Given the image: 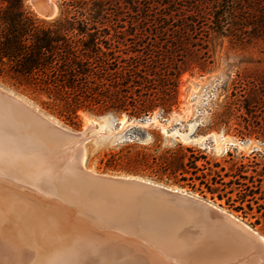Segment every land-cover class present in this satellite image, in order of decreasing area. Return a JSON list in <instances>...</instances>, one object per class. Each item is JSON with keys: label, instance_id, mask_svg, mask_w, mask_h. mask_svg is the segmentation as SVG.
<instances>
[{"label": "trees", "instance_id": "16d2710c", "mask_svg": "<svg viewBox=\"0 0 264 264\" xmlns=\"http://www.w3.org/2000/svg\"><path fill=\"white\" fill-rule=\"evenodd\" d=\"M23 2L0 0V75L33 93H46L73 114L87 108L140 116L162 105L159 101L170 104L174 98L179 74L176 63L171 61L170 67L160 56L149 55L150 62L117 54L111 30L124 27L119 22L123 12L129 13L132 23H143L145 30L146 25L156 28L173 51L183 50L186 43L202 46L213 32L241 42L264 40V0H62L61 15L50 21L28 11ZM133 160L179 185L189 181L195 188L191 183L197 179L214 192L218 188L211 183L236 184L241 187V203L246 202L249 209L252 202L264 208V202L255 198L260 193L264 199L262 180L258 178L256 184L243 163L237 174L211 173L203 152L180 144L161 154L138 151ZM200 160L204 162L199 164ZM228 175L232 178L226 182Z\"/></svg>", "mask_w": 264, "mask_h": 264}, {"label": "rangeland", "instance_id": "374dc122", "mask_svg": "<svg viewBox=\"0 0 264 264\" xmlns=\"http://www.w3.org/2000/svg\"><path fill=\"white\" fill-rule=\"evenodd\" d=\"M54 1L58 10L53 17L40 15L30 0L23 3L24 8L37 17L50 21L63 10L62 0ZM128 14L119 15L123 19L120 25L124 27L111 30V38L118 46L117 54L127 59L146 58L150 62L149 55L151 58L160 56L168 64L176 63L177 89L170 104L164 99L159 101L162 105L140 116L130 115V111L118 113L87 108L73 114L62 102L49 98L44 92L33 93L25 86L14 84L6 75H0V86L70 129L83 130L87 117L96 120L95 127L87 131L84 145L87 168L99 173L134 175L191 192L231 213L264 237V208L259 209L252 202L249 209L246 202L241 203L238 198L241 187L236 184H213L208 175L211 186L218 188L214 192L197 179L191 183L195 188L187 184L189 181L179 185L166 176L160 178L156 169L133 160L138 151L161 154L180 144L203 152L210 162L207 166L211 173L218 170L222 175L225 172L237 174L239 165L245 164L244 170L255 176L256 184L261 178L264 191V40L241 42L213 32L202 46L186 43L183 50L173 51L156 28L146 25L145 30L143 23H132ZM203 162L200 160L199 164ZM217 163L220 166H214ZM231 178V175L224 176L226 182ZM260 196V193L255 194L261 204L264 199ZM185 260L186 264H264V254L254 249L222 261L203 256Z\"/></svg>", "mask_w": 264, "mask_h": 264}, {"label": "bare ground", "instance_id": "6f19581e", "mask_svg": "<svg viewBox=\"0 0 264 264\" xmlns=\"http://www.w3.org/2000/svg\"><path fill=\"white\" fill-rule=\"evenodd\" d=\"M30 1L44 17L57 13L54 0H47L46 5ZM0 90L14 97L15 103L27 110L26 115L41 123L30 119L32 124L26 126L21 118L17 117L20 123L0 108V264H171L168 259L186 264L188 253L216 261L238 257L247 250L264 254L263 235L216 205L240 221L260 243L224 242L201 219L199 235L186 233L188 245L179 244L169 235L157 237L158 252L137 248L133 240L106 229L108 225L99 222L106 216L100 209L120 211L123 207L113 204V190L107 183L94 181L90 176L109 174L85 165L87 131L97 121L87 117L83 130H73L14 92L1 86ZM52 124L65 132H57ZM107 217L116 220L109 213Z\"/></svg>", "mask_w": 264, "mask_h": 264}, {"label": "water", "instance_id": "95a60500", "mask_svg": "<svg viewBox=\"0 0 264 264\" xmlns=\"http://www.w3.org/2000/svg\"><path fill=\"white\" fill-rule=\"evenodd\" d=\"M34 1L35 3L43 2L45 5L47 3V0ZM0 108L19 122L18 118H21L26 126L33 122L41 124L37 118H33V116L30 118L26 115L27 110L18 106L14 97L1 90ZM30 119H33L31 120L32 123ZM52 126L59 133L65 132L58 126L53 124ZM90 176L94 181L107 183L113 190L110 193L113 197V204L123 207L120 211L118 209H100L106 216H102L104 219H100L99 222L105 226L108 225L106 229L113 230L117 235L133 240L137 248L158 252L155 247L157 237L166 238L168 235L179 244L188 245L189 243L185 238L187 232H192L195 235L202 232L199 219L205 222L203 224L211 225L209 228L214 229L224 242L237 244L247 241L253 245L260 243L256 240L255 235L245 228L240 221L211 202L192 195L191 192L178 188L173 189L152 180L110 174L90 173ZM107 213L116 220L111 221L107 217ZM196 220L200 221V223L198 222L199 225ZM189 221L194 225H188ZM141 236L144 238L142 239ZM190 251L189 249L188 252ZM185 256L195 257L191 256L190 253L185 254ZM168 261L171 264H177L175 261L169 259Z\"/></svg>", "mask_w": 264, "mask_h": 264}, {"label": "built area", "instance_id": "2783aa9c", "mask_svg": "<svg viewBox=\"0 0 264 264\" xmlns=\"http://www.w3.org/2000/svg\"><path fill=\"white\" fill-rule=\"evenodd\" d=\"M150 117H148V119H149Z\"/></svg>", "mask_w": 264, "mask_h": 264}]
</instances>
